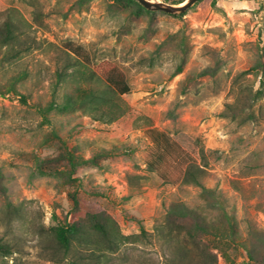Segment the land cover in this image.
Instances as JSON below:
<instances>
[{"label": "rangeland", "instance_id": "obj_1", "mask_svg": "<svg viewBox=\"0 0 264 264\" xmlns=\"http://www.w3.org/2000/svg\"><path fill=\"white\" fill-rule=\"evenodd\" d=\"M183 13L135 0H0V27L16 22L28 48L0 67V240L11 250L0 264H199L192 245L182 258L177 240L156 236L172 203L209 226L201 239L217 264H264V0H198ZM67 41L92 62L68 69L53 94ZM106 62L130 85L113 121L104 107L44 115L89 75L106 92ZM234 104L244 111L225 114ZM149 127L204 168L216 203L175 182L183 165L165 166L166 180L147 167ZM92 216L111 224L116 247H57L53 225L90 230ZM141 228L148 239L135 237Z\"/></svg>", "mask_w": 264, "mask_h": 264}, {"label": "trees", "instance_id": "obj_2", "mask_svg": "<svg viewBox=\"0 0 264 264\" xmlns=\"http://www.w3.org/2000/svg\"><path fill=\"white\" fill-rule=\"evenodd\" d=\"M170 4H179L185 0H163ZM137 6L142 7L135 1ZM184 13L176 16L182 17ZM22 32L16 22L7 18L0 27V67L4 63L14 61L20 58L27 51L26 42L22 40ZM66 54L71 59H66L62 62L60 69L56 71V80L54 82L53 94L60 83L64 82L67 77L68 69L73 68L76 63L88 65L92 61L90 52L82 45L72 41H67L64 44ZM74 59V60H73ZM73 60V61H72ZM102 82L105 85V90H100L92 85V75H89L84 80L87 87L76 86L72 94H65L63 103L58 104L54 99L44 108V115L51 110L65 111L69 109H86V110H102L100 117H108L107 121H113L119 112L117 98L130 92V85L126 79L124 72L116 65L109 62L103 63L101 66ZM177 73L181 72L178 66ZM110 93V94H108ZM2 93L0 92V95ZM107 94V95H106ZM263 96L262 90H256L250 95V101L246 107L249 109L252 102ZM234 105H227L224 111L227 115H235L244 109L234 110ZM248 120L254 119V114L250 110L244 116ZM243 117V118H244ZM145 135L151 142V149L146 160V165L151 171H159L162 179L166 180L168 171L165 166L171 162L176 165H183L180 169V177L175 181L178 184H188L199 187L205 198H211L216 203L214 191L206 188L202 179L205 173L203 167L193 161V159L175 142L168 133L158 129L157 127H149L145 130ZM91 228L88 230L85 227H80L75 224H56L51 228V235L57 247L64 251L71 249L75 243L92 245L96 249H112L116 247L114 241L115 231L111 224L100 221L95 217L90 218ZM92 232V234H90ZM157 238L163 243H170L172 240H177L176 249L182 258L186 257L187 251L182 243L192 245L198 251L200 259L199 264H217V256L210 251L205 242L202 241V236L210 232L207 226L191 209L183 203H172L166 212V219L163 225L157 230ZM257 235L258 233L255 232ZM259 235V234H258ZM148 233L141 228L140 233L135 236L142 239H148ZM11 250L7 243L0 240V256L10 254ZM164 264H177L174 258H168Z\"/></svg>", "mask_w": 264, "mask_h": 264}, {"label": "water", "instance_id": "obj_3", "mask_svg": "<svg viewBox=\"0 0 264 264\" xmlns=\"http://www.w3.org/2000/svg\"><path fill=\"white\" fill-rule=\"evenodd\" d=\"M143 8L151 11H160L168 14L183 13L198 0H185L179 4H169L163 1L135 0Z\"/></svg>", "mask_w": 264, "mask_h": 264}]
</instances>
